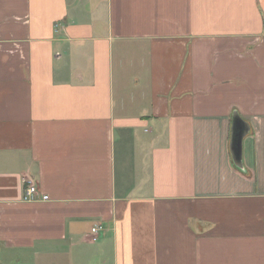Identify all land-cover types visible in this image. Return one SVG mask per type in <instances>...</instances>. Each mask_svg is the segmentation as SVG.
<instances>
[{
    "label": "crops",
    "instance_id": "crops-1",
    "mask_svg": "<svg viewBox=\"0 0 264 264\" xmlns=\"http://www.w3.org/2000/svg\"><path fill=\"white\" fill-rule=\"evenodd\" d=\"M0 264H264V0H0Z\"/></svg>",
    "mask_w": 264,
    "mask_h": 264
},
{
    "label": "water",
    "instance_id": "water-1",
    "mask_svg": "<svg viewBox=\"0 0 264 264\" xmlns=\"http://www.w3.org/2000/svg\"><path fill=\"white\" fill-rule=\"evenodd\" d=\"M249 133V126L243 122L237 115L233 118V130H232V138H231V157L234 165L242 169V161H241V150H242V142L243 139Z\"/></svg>",
    "mask_w": 264,
    "mask_h": 264
},
{
    "label": "built area",
    "instance_id": "built-area-1",
    "mask_svg": "<svg viewBox=\"0 0 264 264\" xmlns=\"http://www.w3.org/2000/svg\"><path fill=\"white\" fill-rule=\"evenodd\" d=\"M37 194H38V192H37V188H36V185L34 184V182L30 179L25 180L23 200L24 201H32L35 199ZM98 231H99V226H96V225L91 229V232L93 234L97 233Z\"/></svg>",
    "mask_w": 264,
    "mask_h": 264
}]
</instances>
